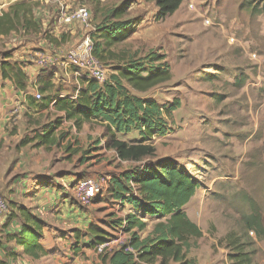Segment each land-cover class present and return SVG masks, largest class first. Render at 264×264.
Instances as JSON below:
<instances>
[{
    "label": "rangeland",
    "instance_id": "1",
    "mask_svg": "<svg viewBox=\"0 0 264 264\" xmlns=\"http://www.w3.org/2000/svg\"><path fill=\"white\" fill-rule=\"evenodd\" d=\"M19 1L37 0H0V12ZM40 1L35 9L40 33L20 31L0 36V64L4 60L14 63L24 44L29 46L30 59H35L42 49L66 54L94 32L91 30L104 20L110 8L130 3L122 17L132 21L127 29L130 34L111 50L126 57H140L152 51L164 54L171 78L141 95L157 100L162 107L177 100L178 107L163 114L164 131L145 140L155 147L153 155L140 164L118 165L131 172L139 166L155 168L159 160L166 159L197 182V189L184 208L202 231L201 237L189 240L186 258L190 264H233L229 259V234L248 252L253 264H264V0H183L172 15L159 21L154 17L146 19L145 12L152 7L146 0H141V6H132L131 0ZM81 5L90 11L88 25L59 21L62 11L70 13ZM49 38H55L56 44L49 43ZM40 58L48 64L42 72H56L52 80L55 86L60 88L67 83L62 79L68 76L58 65ZM107 61L105 66L110 74L108 65L112 61ZM68 85L72 86L70 79ZM20 91L10 79L2 77L0 69V197L9 206L8 214L0 219V264H17L24 258L20 246L5 231L21 221L18 217L10 219L17 206L31 210L29 206L33 204L34 186H29L31 194L26 193L33 178L25 152L36 145L26 144L34 132L57 119L51 113L34 114L49 102L51 93H40L41 98L33 101L30 94ZM24 97L25 101H21ZM95 127L90 125L89 130ZM121 139L136 143L140 136L133 132ZM103 146L109 148L107 144ZM59 156L55 153L40 171L45 167L46 171L55 166L57 169L62 164L61 159L56 160ZM106 166L97 160L85 165V170L104 175ZM101 181L103 191L96 199L108 194V183ZM67 195L72 199V188ZM111 200L106 197L107 203L113 204ZM78 203L75 205L83 209L89 205ZM93 208L97 220L108 216L104 205ZM250 214L260 216V233L247 230L245 217ZM146 222L140 236L145 237L158 221ZM50 226L42 223V234L43 228ZM116 235L128 236L116 230L106 238ZM110 247L112 250L116 244ZM15 248L17 251L13 252ZM7 253H14L15 257ZM104 253L94 247L87 255H74L77 259L73 258L72 263L103 264Z\"/></svg>",
    "mask_w": 264,
    "mask_h": 264
},
{
    "label": "trees",
    "instance_id": "2",
    "mask_svg": "<svg viewBox=\"0 0 264 264\" xmlns=\"http://www.w3.org/2000/svg\"><path fill=\"white\" fill-rule=\"evenodd\" d=\"M154 2L157 10L154 20L159 21L172 15L183 0H146ZM37 1H19L10 4L6 10L0 12V36L10 33L34 32L40 33L41 25L36 21L35 9L39 6ZM130 4V3H129ZM124 2L120 6L110 8L92 33L93 54L103 64L112 61L109 68L112 71L108 80L99 85L93 80H86V89L79 91L80 96L75 104H69L71 112L65 110L67 119L73 118L77 129L83 122L95 117L104 123L106 144L115 150L117 158L122 161L140 164L145 158L155 152V147L145 140L152 138L155 133H162L165 129L163 114H170L178 107V101L161 106L155 100L144 99L130 92V89L145 93L150 89L168 81L171 78L170 70L165 61L164 54L149 52L137 57L132 54L126 57L111 50V47L126 39L130 30H127L132 21L122 19L130 6ZM49 43H55V38H49ZM1 75L10 79L14 86L22 91L26 90L28 78L16 62L4 60L0 64ZM39 93L53 94L54 84L50 71L43 72L35 81ZM51 97V96H50ZM49 97V98H50ZM44 100V98H43ZM47 101V99H45ZM47 103H44L45 106ZM64 108V105L58 106ZM77 114V115H76ZM52 122L50 127L42 133H36V146L53 145L57 142L56 125ZM136 130L140 140L129 143L120 140L117 133H128ZM45 146V147H46ZM197 189V182L187 172L179 169L169 160L162 159L156 163L155 168L141 167L112 177L108 182V191L114 199L126 200L133 211L125 215L123 223L119 220L113 222L112 227L122 226L129 236V246L136 251L133 254L125 247L105 252L101 256L103 264H190L186 258L191 238H199L202 231L192 222L183 207L189 202ZM10 219L18 217L21 224L16 235L10 236L20 246L22 253L34 259L44 254L40 243L42 238V222L30 210L17 206ZM136 212H139V216ZM8 214V213H7ZM145 216L155 217L158 222L152 231L141 238L139 232L147 224ZM143 217V218H142ZM247 230H262L261 219L257 214L245 217ZM89 232L95 238L89 243L94 248L101 243L108 233L98 226H90ZM228 247L231 253L229 259L233 264H253L248 252L230 239ZM15 257L14 253H7Z\"/></svg>",
    "mask_w": 264,
    "mask_h": 264
},
{
    "label": "crops",
    "instance_id": "3",
    "mask_svg": "<svg viewBox=\"0 0 264 264\" xmlns=\"http://www.w3.org/2000/svg\"><path fill=\"white\" fill-rule=\"evenodd\" d=\"M131 2L132 6H141L142 4L141 0H131ZM149 3L152 4L150 10L146 12L144 10L142 12V14L145 12L146 19L152 18L157 10L154 2L149 1ZM50 51L52 50L42 49V53H39L35 59H30L29 46L24 44L19 49V54L17 56L19 59L15 58L13 60L19 64L28 78L26 91H20V93L30 94L33 101H35V98L33 97L34 92L37 90L35 81L42 75V70L48 67L43 66L44 61L40 57L47 58L50 65H58L61 68L59 70L63 71L72 82V86L68 85L69 79L64 77L62 80L67 81V83L62 84L60 88L54 85L53 94H51L49 102L47 101V104L43 106L40 111L36 113L33 112L37 115L40 113H51L59 118L60 122L55 128V133L57 135V142L55 144L48 146H35L32 151L26 150L25 152L31 163V166L29 167V175L31 174L33 178L32 182L27 185V189L29 190L28 192L26 191V193L31 194L29 186H34L35 193L34 195H31L33 204H30L29 206L31 207L30 211L32 215L42 223L51 225L50 228H43V236L40 238L44 254L41 255L40 258L34 260L39 264H73V258H75L76 261V256L81 254L87 255L92 249L89 243L95 238V234L89 232L88 228L90 226H98L110 235L111 232L113 233L122 228V226L115 228L112 227L113 222L119 220V224L123 223L125 215L133 211V208L126 200L114 199L108 191V194L106 193V195L111 197L113 204L107 203V196L104 197L102 194L100 199L95 198L85 209H83L75 205V203L78 202H76V200L75 203L73 202L75 199H73L74 196H71L72 199H70L69 195H67L69 187L73 189L74 183L83 177H91L108 183L110 178L120 176L128 171L127 169L123 170L121 166L118 165V162H131L120 160L117 158L113 148H106L103 146V144H106V139L105 136L102 135L104 129V126L101 125V123L104 125L102 121L93 117L89 121L83 122L80 128L77 129L74 119H67L65 117V110L71 112L72 109L69 108L68 105H77L76 100L80 96L79 91L81 89H86L87 83L82 75H77L75 69L65 63V54L59 52L53 54ZM45 62L47 63V61ZM53 73L56 74V72H51L52 80ZM10 82L12 81L10 80ZM130 92L147 100L152 99L144 97L141 95L142 93L135 92L131 89ZM21 101H25V97L22 98ZM155 101L159 103L157 100ZM61 105H64V108H58V106ZM51 124L52 123H48L41 129V131L34 132V135L36 133H42L48 129ZM90 125L97 127H95V130L93 128L92 131L89 130ZM133 132H136V130L128 133H117V137L122 140L121 137H127V135H130ZM34 135L29 138L26 146L35 145L37 143V139H34ZM55 153L60 155L59 157H56V160L58 158L61 159L60 162L62 164L58 166L57 169L55 166L54 170L50 168L47 169L50 171H46L44 170L45 167L40 171L44 165H48L50 161L53 160V155H55ZM97 160L107 165V169H105L106 174L103 175L102 173L98 174L95 171L90 172V170H85V165L94 163ZM98 204L104 205L109 211L106 218L99 217L98 220L96 219L93 207ZM136 213L140 216L139 212ZM143 219L145 221L149 219L158 221L157 218L148 216H145ZM20 224L21 221L18 220L11 225L8 232L4 230L5 233H10V236L16 235ZM140 237L144 238V236ZM103 238H106V236ZM12 251L16 252L17 250L15 248ZM22 256L24 258L21 261H17V264H35V261L33 263L29 260V256Z\"/></svg>",
    "mask_w": 264,
    "mask_h": 264
},
{
    "label": "built area",
    "instance_id": "4",
    "mask_svg": "<svg viewBox=\"0 0 264 264\" xmlns=\"http://www.w3.org/2000/svg\"><path fill=\"white\" fill-rule=\"evenodd\" d=\"M44 1H59V0H44ZM91 14L89 9L84 6H78L72 12L66 13L62 11L60 15V22L71 23L79 22L83 25H88ZM91 31H94L93 29ZM65 63L74 68L77 75H82L86 80H93L99 85H102L108 80L109 74H107V66L103 64L93 54V39L92 34L86 35L80 42L69 50L64 57ZM43 66H48L46 62ZM34 98L40 99L41 94L36 90L34 92ZM103 191V182L91 177H83L77 180L73 185V194L76 200L83 205H87L92 202L93 199L98 197ZM8 202L0 197V219L8 213ZM123 231V227L119 229V233ZM124 232V231H123ZM121 235V234H120ZM116 244V248L125 247L126 251L136 254V251L129 246V236H115L112 238H106L101 243L95 245L96 250L99 253L111 252V244Z\"/></svg>",
    "mask_w": 264,
    "mask_h": 264
}]
</instances>
